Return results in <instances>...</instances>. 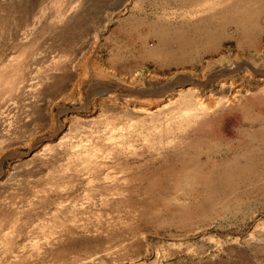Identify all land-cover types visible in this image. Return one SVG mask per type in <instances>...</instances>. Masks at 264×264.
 <instances>
[{
	"label": "rangeland",
	"instance_id": "rangeland-1",
	"mask_svg": "<svg viewBox=\"0 0 264 264\" xmlns=\"http://www.w3.org/2000/svg\"><path fill=\"white\" fill-rule=\"evenodd\" d=\"M1 198L0 264H264V0H0Z\"/></svg>",
	"mask_w": 264,
	"mask_h": 264
},
{
	"label": "crops",
	"instance_id": "crops-1",
	"mask_svg": "<svg viewBox=\"0 0 264 264\" xmlns=\"http://www.w3.org/2000/svg\"><path fill=\"white\" fill-rule=\"evenodd\" d=\"M11 104L12 103L10 102L6 106V108L9 109V111H11L10 110ZM91 141H92V145H94L95 148L100 151L98 154L92 152L86 147H82L81 145L80 147H77V149H74V147L70 146L66 150V153L62 155V159H60V161L57 162L58 163L57 167L60 168V170L62 171L64 170L63 172L64 176H67V174H71L70 177L73 179V182L65 190L66 193H69L70 191L74 190L76 185L80 183L82 184L85 183L88 186H92L94 181H100V182L103 181L105 186V182L106 183L108 182L109 177L108 174L106 173V171L108 170V169L106 170L107 168L106 160L109 157L111 158V155H116L117 157L120 155L116 153L113 154L110 153L111 151L110 144H104L102 141L99 140L95 142L93 140ZM49 158L50 156L47 154L44 157V159L46 160H48ZM48 166L52 168L53 164H49ZM48 174H50V172L47 173V175ZM47 183H48L47 181L44 182V184ZM36 191H35L34 199L36 200V202H38L40 206L46 207L47 194L41 197V195H39L38 192ZM55 191L60 196L61 194H63L64 189H61L60 186H57V188H55ZM1 199L2 200H0V218H1L0 221H8L9 219H11L10 215L12 214V211L14 212L16 211V213L22 211L21 207H18V209L17 208L13 209L14 208L13 203L10 202V200H8L7 198H1ZM64 202L66 201L63 200V198L59 200V202H54L55 205L57 204L56 209L48 213L47 215L48 218L54 219L55 221H61V217L58 214L60 210H62V208L64 207L65 205ZM0 262L2 263L3 260H0Z\"/></svg>",
	"mask_w": 264,
	"mask_h": 264
},
{
	"label": "bare ground",
	"instance_id": "bare-ground-1",
	"mask_svg": "<svg viewBox=\"0 0 264 264\" xmlns=\"http://www.w3.org/2000/svg\"><path fill=\"white\" fill-rule=\"evenodd\" d=\"M181 22V21H180ZM189 25V24H188ZM225 25V24H224ZM190 26V25H189ZM164 27V26H163ZM162 28V27H161ZM160 28V29H161ZM187 28H188V26H187ZM163 29V28H162ZM215 30V29H214ZM189 31H190V28H189ZM217 32L219 31V30H216ZM221 31V30H220ZM181 32V31H180ZM183 33V32H182ZM220 33V32H219ZM218 33V34H219ZM214 34H215V32H214ZM250 35V34H249ZM215 36V35H214ZM247 36V35H246ZM195 37V36H194ZM201 37V36H200ZM211 37H212V35H211ZM222 37V36H221ZM213 39H215V37H212ZM216 38H219L217 35H216ZM171 40V39H170ZM193 40H195V39H193ZM204 40V39H203ZM196 41V40H195ZM209 41H210V39H209ZM204 42V41H203ZM212 42V41H211ZM216 42V41H215ZM213 43V42H212ZM193 44V43H192ZM207 45V44H206ZM208 46V45H207ZM197 47H199V46H197ZM202 48V47H201ZM200 48V49H201ZM209 48V47H208ZM211 49V48H210ZM213 49V48H212ZM207 50H209V49H207ZM201 51V50H200ZM199 51V52H200ZM214 51V50H213ZM204 52H205V50H204ZM203 54V53H202ZM238 64H240V63H238ZM243 66V65H242ZM245 66V65H244ZM252 66V65H251ZM253 67V66H252ZM241 68V67H240ZM248 68H250V67H248ZM240 70V69H239ZM263 70V69H262ZM263 74V73H262ZM220 75H222V74H220ZM228 76V75H227ZM214 77V76H213ZM218 78V77H217ZM215 79V78H214ZM213 79V80H214ZM230 89V88H229ZM249 89V88H248ZM181 90V89H180ZM251 90V89H250ZM247 91V90H246ZM206 102V101H205ZM209 150V149H208ZM45 155V154H44ZM42 173V172H41ZM198 187V186H197ZM50 189V188H49ZM37 192V191H36Z\"/></svg>",
	"mask_w": 264,
	"mask_h": 264
}]
</instances>
